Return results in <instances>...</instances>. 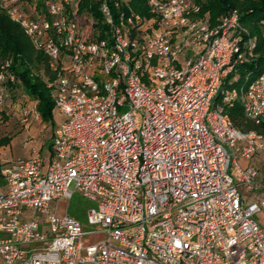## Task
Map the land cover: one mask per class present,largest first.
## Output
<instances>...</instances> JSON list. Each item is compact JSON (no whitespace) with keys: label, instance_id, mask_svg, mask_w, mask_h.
I'll use <instances>...</instances> for the list:
<instances>
[{"label":"built area","instance_id":"2783aa9c","mask_svg":"<svg viewBox=\"0 0 264 264\" xmlns=\"http://www.w3.org/2000/svg\"><path fill=\"white\" fill-rule=\"evenodd\" d=\"M107 1L101 39L80 0H0L48 59L46 86L65 116L49 156L31 147L0 170V264H264L254 219L264 220V170L238 164L264 150V131L240 132L214 103L240 97L246 117L264 121V72L244 90L221 89L243 44L253 47L237 10L211 25L194 0H148L149 17L115 22ZM10 64L0 66V110L16 81ZM23 102L28 127L40 116ZM74 194L94 203L85 218L97 231L56 214Z\"/></svg>","mask_w":264,"mask_h":264},{"label":"trees","instance_id":"16d2710c","mask_svg":"<svg viewBox=\"0 0 264 264\" xmlns=\"http://www.w3.org/2000/svg\"><path fill=\"white\" fill-rule=\"evenodd\" d=\"M104 0H80L79 11L89 12L95 20V28L100 31L99 38L106 36L107 26L102 24L99 13V6ZM200 7L199 17L207 15L211 25H216L221 17L229 10L236 9L239 20L247 31L248 40H251L253 47L246 43L241 48V53L245 60L236 65L233 71L225 78L222 90H244L247 85L257 76L264 72V0H194ZM115 3L118 4L115 7ZM125 5L121 0H109V5L113 18L117 22L119 12L126 16L131 13L142 17H149L148 0H127ZM245 41V39H244ZM11 62L8 71L15 76V83H7L6 99L13 102L24 101V98L33 101L40 116V121L45 124H53L54 100L53 92L47 88L46 80L54 77L49 69L48 59L37 51L29 39L25 36L21 28L12 22L6 12L0 8V66L5 61ZM221 94L215 99V104H220L223 114L230 118L234 128L242 133L264 131V121L256 125L249 120L243 110L242 101L239 98L231 103L223 104L220 101ZM5 110L0 111V120H6ZM17 121L21 126L20 117ZM11 137H0V149L10 144ZM52 147V143L50 148ZM256 156V155H255ZM264 170V157L261 159ZM7 162L0 160V170ZM0 186H3L0 177Z\"/></svg>","mask_w":264,"mask_h":264},{"label":"rangeland","instance_id":"374dc122","mask_svg":"<svg viewBox=\"0 0 264 264\" xmlns=\"http://www.w3.org/2000/svg\"><path fill=\"white\" fill-rule=\"evenodd\" d=\"M25 99L30 101L27 98ZM23 103L24 102H21V104ZM3 110H5L6 116L8 115V117H6V120H0V137L7 135L11 137V142L8 148L3 147L0 149V160L2 162H6L9 160H13V158H27V151L31 147L36 148L42 154V156L45 157L47 147L51 143L50 137L52 131L65 121V116L59 113V111L54 108L53 124H45L39 119V121H37L36 123L23 128V126H20V124L18 123L19 121H17V117H20L21 111L18 102H13L10 99H7L5 101V105L0 111ZM127 110L128 108H122L121 110H119V113H125ZM45 142H47V144L44 146ZM262 153L264 154V151L260 153L261 156L258 157V160L256 158H253V161L257 160L255 161L256 163L253 162L257 167L262 166ZM238 164L243 168L245 166V162L243 160H239ZM246 196L247 198L250 197L249 194H247ZM94 207L95 205L93 202L82 198L78 194H74L71 200L60 199L57 202L56 214L58 216H64L65 214H67L68 216L77 219L82 225L85 226V229L87 231L91 229H95L97 231L98 229L86 225L85 218L86 211ZM254 219L257 220L262 227H264V220L261 214L255 216ZM99 240H104V237L99 235L88 240H86L84 237H82L81 239L82 244L85 247L91 243L94 244Z\"/></svg>","mask_w":264,"mask_h":264},{"label":"crops","instance_id":"0c3cea01","mask_svg":"<svg viewBox=\"0 0 264 264\" xmlns=\"http://www.w3.org/2000/svg\"><path fill=\"white\" fill-rule=\"evenodd\" d=\"M34 123H36V122H34ZM34 123H31V124H34ZM24 128V127H23ZM52 136H53V131H52V134H51V137H50V141H51V143H52ZM51 143H50V145H51ZM47 144V142H45V144H44V146ZM50 145L47 147V152H46V157L47 156H49L50 154H51V148H50ZM9 147V145L8 146H6V147H4V148H8ZM262 151H264V150H262ZM262 151H260V152H258L257 154H256V156H254L253 158H256L257 160H258V157L259 156H261L260 155V153L262 152ZM28 156H27V158L29 157V152H30V149H28ZM263 154V153H262ZM262 157H264V154H263V156ZM251 159V160H249V161H245V160H243L244 162H245V166L244 167H249V166H253V167H257V166H255V161H257V160H255V161H253L254 159ZM19 159H26V158H13V160H19ZM9 161H11V160H9ZM6 162H8V161H6ZM253 162H255V163H253ZM259 168V167H258ZM260 168H262V166L260 167ZM264 228V227H263Z\"/></svg>","mask_w":264,"mask_h":264}]
</instances>
